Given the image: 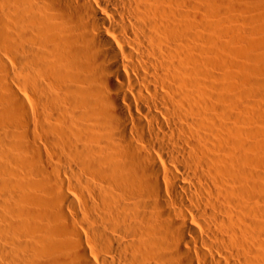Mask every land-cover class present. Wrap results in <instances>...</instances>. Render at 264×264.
<instances>
[{
    "label": "bare ground",
    "instance_id": "1",
    "mask_svg": "<svg viewBox=\"0 0 264 264\" xmlns=\"http://www.w3.org/2000/svg\"><path fill=\"white\" fill-rule=\"evenodd\" d=\"M0 264H264V0H0Z\"/></svg>",
    "mask_w": 264,
    "mask_h": 264
}]
</instances>
